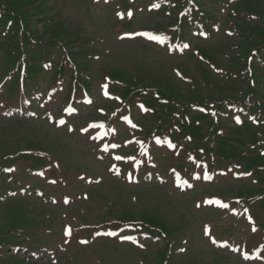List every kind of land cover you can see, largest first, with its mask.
Returning a JSON list of instances; mask_svg holds the SVG:
<instances>
[{
  "label": "rangeland",
  "instance_id": "rangeland-1",
  "mask_svg": "<svg viewBox=\"0 0 264 264\" xmlns=\"http://www.w3.org/2000/svg\"><path fill=\"white\" fill-rule=\"evenodd\" d=\"M247 7L0 0V264H264Z\"/></svg>",
  "mask_w": 264,
  "mask_h": 264
},
{
  "label": "trees",
  "instance_id": "trees-1",
  "mask_svg": "<svg viewBox=\"0 0 264 264\" xmlns=\"http://www.w3.org/2000/svg\"><path fill=\"white\" fill-rule=\"evenodd\" d=\"M247 11L249 12H252V13H255L256 14V17H258L259 19H261L262 22H260L257 26L256 25H253V23L251 22V25L248 23L246 25V28H244L245 31H247L248 34H254L255 35V38L256 37H262V43L264 42V32L260 33L261 36L257 35V33H259L258 31L260 30L259 27L260 26H264V10L262 9H258V8H255V7H247ZM253 25V26H252Z\"/></svg>",
  "mask_w": 264,
  "mask_h": 264
},
{
  "label": "snow or ice",
  "instance_id": "snow-or-ice-1",
  "mask_svg": "<svg viewBox=\"0 0 264 264\" xmlns=\"http://www.w3.org/2000/svg\"><path fill=\"white\" fill-rule=\"evenodd\" d=\"M156 5H154V7H155ZM118 15H120L119 13H118ZM129 16L131 15V13L129 12V14H128ZM140 35H147V34H145V33H141ZM149 38L150 39H152V38H154V37H151V36H149ZM185 47H187V45H185ZM237 122H239V121H237ZM71 130V129H70ZM117 159H120V157H117ZM65 202H67V199H66V201ZM217 203H219V202H217ZM221 206H224V207H227V205H221ZM70 233V229H68V228H66V234H69ZM109 235H114V233H108ZM122 239H131V237H127V236H125V237H122Z\"/></svg>",
  "mask_w": 264,
  "mask_h": 264
}]
</instances>
